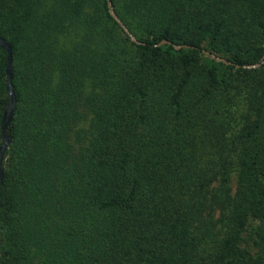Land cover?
<instances>
[{
	"label": "trees",
	"instance_id": "trees-1",
	"mask_svg": "<svg viewBox=\"0 0 264 264\" xmlns=\"http://www.w3.org/2000/svg\"><path fill=\"white\" fill-rule=\"evenodd\" d=\"M0 37V264H264V0H0Z\"/></svg>",
	"mask_w": 264,
	"mask_h": 264
},
{
	"label": "water",
	"instance_id": "water-1",
	"mask_svg": "<svg viewBox=\"0 0 264 264\" xmlns=\"http://www.w3.org/2000/svg\"><path fill=\"white\" fill-rule=\"evenodd\" d=\"M110 5V3H109ZM110 15L113 18L114 21H116L117 23H119L121 25V22L119 21V19L117 18V16L115 15V13L113 12V10L110 8ZM123 29L125 30L126 33H128V31L125 29L124 26H122ZM128 35H130L128 33ZM131 40H134V38L130 35ZM161 44H170V42L168 40L162 39L160 40L156 45L159 46ZM172 47L174 49L176 48H180L181 46H176V45H172ZM0 49L5 53V64H4V74H5V94L8 98V104L6 106L5 111L2 114L1 120H0V184L2 181V159H3V154L4 151L6 150L8 144H9V139L7 137V133H6V129L10 123L11 117H12V112L14 109V105H15V97H14V92H13V87L11 84V49L10 46L8 45V43L2 39L0 37ZM204 55H207L206 51H203ZM211 58H214V60L216 61H221L222 63H224L225 65L229 64L230 62L226 61L223 58L211 55ZM236 67H238V65H236ZM245 68H253L254 66H243Z\"/></svg>",
	"mask_w": 264,
	"mask_h": 264
},
{
	"label": "rangeland",
	"instance_id": "rangeland-1",
	"mask_svg": "<svg viewBox=\"0 0 264 264\" xmlns=\"http://www.w3.org/2000/svg\"><path fill=\"white\" fill-rule=\"evenodd\" d=\"M87 121H88V120H87ZM81 126H83V127H87V122L77 124V126H76L75 128H77V127H81ZM231 187H232V189H233V187H234V180L231 181Z\"/></svg>",
	"mask_w": 264,
	"mask_h": 264
}]
</instances>
